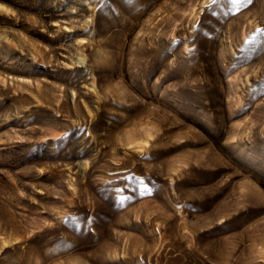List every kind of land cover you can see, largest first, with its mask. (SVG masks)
<instances>
[{"label": "rangeland", "instance_id": "374dc122", "mask_svg": "<svg viewBox=\"0 0 264 264\" xmlns=\"http://www.w3.org/2000/svg\"><path fill=\"white\" fill-rule=\"evenodd\" d=\"M0 264H264V0H0Z\"/></svg>", "mask_w": 264, "mask_h": 264}]
</instances>
